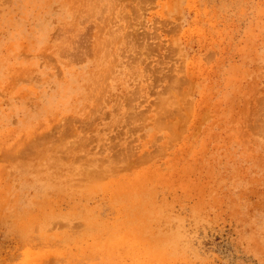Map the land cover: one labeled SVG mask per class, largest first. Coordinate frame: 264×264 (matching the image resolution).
<instances>
[{
    "label": "rangeland",
    "instance_id": "obj_1",
    "mask_svg": "<svg viewBox=\"0 0 264 264\" xmlns=\"http://www.w3.org/2000/svg\"><path fill=\"white\" fill-rule=\"evenodd\" d=\"M0 264H264V0H0Z\"/></svg>",
    "mask_w": 264,
    "mask_h": 264
},
{
    "label": "bare ground",
    "instance_id": "obj_2",
    "mask_svg": "<svg viewBox=\"0 0 264 264\" xmlns=\"http://www.w3.org/2000/svg\"><path fill=\"white\" fill-rule=\"evenodd\" d=\"M87 1H88V0H87ZM139 1H140V0H139ZM100 2H101V1H100ZM94 3H95V2H94ZM102 3H103V2H101L100 4H102ZM95 4H97V2H96ZM94 6H95V5H94ZM94 6H92V7L94 8ZM96 6H97V5H96ZM98 6H99V5H98ZM104 6H105V5H104ZM117 6H118V5H117ZM90 8H91V7H90ZM95 9H96V8H95ZM104 9H106V8L104 7V8L101 9V7H100L99 12L102 11V10H104ZM111 9H113V8L110 7V10H111ZM80 10H82V9H80ZM89 11H90V9H89ZM104 11H105V10H104ZM111 11H112V10H111ZM121 11L123 12L122 9H121ZM87 12H88V11H87ZM91 12H93V11H91ZM102 12H103V11H102ZM106 12H107V11H106ZM79 13H80V12H79ZM93 13H94V12H93ZM95 13H97V12H95ZM109 13L112 14V12H109ZM82 16H83V15H82ZM95 16H96V15H95ZM95 16H94V17H95ZM106 16H107V15H106ZM80 17H81V16H80ZM90 17H91V16H90ZM100 17H101V16H100ZM113 17H114V16H113ZM86 18H87V17H86ZM96 19H97V18H96ZM81 20H82V19H81ZM110 23H111V22H110ZM95 24H96V23H95ZM102 24H103V22H102ZM113 25H114V24H113ZM115 25H116V24H115ZM98 26H99V23H98ZM75 27H76V26H75ZM102 27H103V26H102ZM99 28H100V27H99ZM106 29H107V27H106ZM117 29H118V28H117ZM130 29H131V28H130ZM82 30H83V29H82ZM100 31H101V30H100ZM112 31H113V30H112ZM117 31H118V30H117ZM114 32H115V31H114ZM109 35H110V34H108V36H109ZM115 35H118V34H115ZM111 36H112V35H111ZM118 36H119V35H118ZM122 36H123V35H122ZM102 37H103V36H102ZM105 38L107 39V37H105ZM105 38H103V39H105ZM108 38H109V37H108ZM113 38H115V36H112V37H111V40H113ZM103 39H102V41L105 42V40H103ZM99 40H100V39H99ZM145 40H146V39H145ZM100 41H101V40H100ZM102 41H101V42H102ZM116 42H118V41H116ZM121 42H122V41H121ZM132 42H133V41H132ZM118 43H119V42H118ZM118 43H117V44H118ZM100 44H102V43H100ZM103 44H106V43H103ZM103 44H102V45H103ZM120 44H122V43H120ZM132 44H133V43H132ZM145 44H147V43H145ZM97 45H99V44H97ZM99 46H100V45H99ZM128 46H129V45H128ZM132 46H133V45H132ZM95 47H98V46H95ZM100 47H101V46H100ZM102 47H103V46H102ZM113 47H114V46H113ZM123 47H125V46H123ZM123 47H122V48H123ZM98 48H99V47H98ZM103 48H105V46H104ZM99 49H100V48H99ZM101 49H102V48H101ZM117 49H118V48H117ZM123 49H124V48H123ZM147 49H148V48H147ZM147 49H145V50H147ZM106 50H107V49H106ZM101 51H102V50H101ZM101 51H99V52H101ZM112 51H113V50H112ZM119 51H120V50H119ZM121 51H122V50H121ZM141 51H142V50H141ZM97 52H98V50H97ZM99 52H98V54H99ZM104 52H105V51H104ZM107 52H108V51H107ZM135 52H136V51H135ZM110 53H111V52H110ZM105 54L107 55L106 52H105ZM105 54H104V55H105ZM112 54H114V53H112ZM124 54H125V53H124ZM112 56H113V55H112ZM146 56H147V55H146ZM85 57H86V56H85ZM112 60H113V59H112ZM122 60H123V59H122ZM66 64H67V63H66ZM134 64H135V63H134ZM126 69H127V68H126ZM109 71H111V70H108V72H109ZM100 74H101V73H100ZM104 75H105V74H104ZM105 76H106V75H105ZM105 76H104V77H105ZM110 77H111V76H110ZM107 80H108V79H107ZM132 80H133V79H132ZM100 82H101V81H100ZM98 83H99V82H98ZM103 83H104V82H103ZM84 85H85V84H84ZM102 86H103V85H102ZM98 87H99V86H98ZM95 88H96V87H95ZM96 89H97V88H96ZM110 89H111V88H110ZM99 90H101V88H100ZM108 90H109V88H108ZM109 91H110V90H109ZM107 93H108V92H107ZM105 94H106V92H105ZM169 100H171V99H169ZM117 101H118V100H117ZM98 103H99V102H98ZM98 103H97V104H98ZM169 103H171V102H169ZM166 107H167V106H166ZM160 108H161V107H160ZM158 110H159V109H158ZM165 111H166V110H165ZM260 111H261V110H260ZM262 112H263V111H262ZM95 113H96V112H95ZM259 113H260V112H259ZM96 114H97V113H96ZM100 114H101V113H100ZM63 119H64V118H63ZM115 121H116V120H115ZM61 125H62V124H61ZM128 126H129V125H128ZM260 128H261V127H260ZM103 138H104V137H103ZM99 140H100V139H99ZM130 144H131V143H130ZM55 146H56V145H55ZM105 146H106V145H105ZM23 147H24V146H23ZM21 148H22V147H21ZM81 149H83V148H81ZM18 150H19V149H18ZM15 152H16V151H15ZM22 154H23V153H22ZM91 160H92V159H91ZM91 160H89V161H91ZM87 163H88V162H87ZM89 172H90V171H89Z\"/></svg>",
    "mask_w": 264,
    "mask_h": 264
}]
</instances>
